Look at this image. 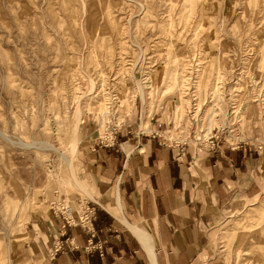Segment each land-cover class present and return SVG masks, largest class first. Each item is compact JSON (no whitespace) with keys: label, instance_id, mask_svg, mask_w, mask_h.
<instances>
[{"label":"rangeland","instance_id":"rangeland-1","mask_svg":"<svg viewBox=\"0 0 264 264\" xmlns=\"http://www.w3.org/2000/svg\"><path fill=\"white\" fill-rule=\"evenodd\" d=\"M172 95L193 149L218 129L264 147V0H0V264H29L19 250L53 202L100 196L84 124L103 134L137 98ZM252 198L212 222L210 264H264V186Z\"/></svg>","mask_w":264,"mask_h":264},{"label":"crops","instance_id":"crops-1","mask_svg":"<svg viewBox=\"0 0 264 264\" xmlns=\"http://www.w3.org/2000/svg\"><path fill=\"white\" fill-rule=\"evenodd\" d=\"M155 100L149 110L136 99L112 145L100 144L95 121L84 124L81 157L100 194L94 196L100 202L95 236L79 227L64 231L58 218L38 221L21 258L29 264H210L212 222L231 205L252 201L264 186V147L192 149L178 162L151 133L168 121L179 99ZM144 120L150 132L141 129ZM81 184L87 191L84 179ZM58 243L62 251L54 255ZM89 244L102 249L88 251Z\"/></svg>","mask_w":264,"mask_h":264},{"label":"built area","instance_id":"built-area-1","mask_svg":"<svg viewBox=\"0 0 264 264\" xmlns=\"http://www.w3.org/2000/svg\"><path fill=\"white\" fill-rule=\"evenodd\" d=\"M118 127L119 124H116L115 118H113L112 122L106 127L104 133L101 134V126L99 125L98 133L100 144L105 146L112 145L118 132ZM223 131L224 130L221 131L218 129L216 133L211 136L204 137L203 139H197V144L193 149L187 142L188 140L183 139L184 129L175 125V117L172 116L165 124L151 133V138L157 139L161 145L171 148L175 154L176 160L180 162L187 152H192V149L195 150L196 153H211L219 148L220 145H226L232 150L242 148L243 144L240 142H230L228 140H224ZM205 135L206 134H204V136ZM52 207L55 217L62 220V230L65 231L70 227H79L89 233L92 238L95 236L93 224L97 217V207L94 206V204L91 202L86 204L79 202L77 207H74L70 203H66L65 200L61 199L53 202ZM96 248L102 249L94 244H89L86 249L88 251H92ZM60 251H62V246L58 243L55 246L53 254L55 255Z\"/></svg>","mask_w":264,"mask_h":264},{"label":"bare ground","instance_id":"bare-ground-1","mask_svg":"<svg viewBox=\"0 0 264 264\" xmlns=\"http://www.w3.org/2000/svg\"><path fill=\"white\" fill-rule=\"evenodd\" d=\"M76 120V119H75ZM81 122V118L78 117L77 118V121L74 123V130H72L71 132V136H70V142L72 144V149L73 151L77 148V144H78V141H77V132H78V127H79V124ZM69 162L71 163V160L69 159ZM68 165H71L68 163ZM72 166V165H71ZM65 200V199H64ZM83 203V202H82ZM88 203V202H86ZM86 203H83V204H86ZM119 207V206H118ZM132 229V228H131ZM134 232V231H133ZM151 251V250H150Z\"/></svg>","mask_w":264,"mask_h":264}]
</instances>
